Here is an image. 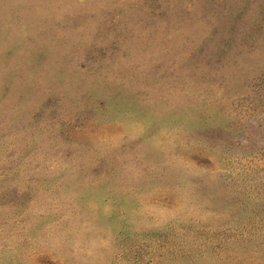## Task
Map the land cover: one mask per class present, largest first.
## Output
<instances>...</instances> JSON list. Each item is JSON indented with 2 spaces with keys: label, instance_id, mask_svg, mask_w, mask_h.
Returning <instances> with one entry per match:
<instances>
[{
  "label": "rangeland",
  "instance_id": "rangeland-1",
  "mask_svg": "<svg viewBox=\"0 0 264 264\" xmlns=\"http://www.w3.org/2000/svg\"><path fill=\"white\" fill-rule=\"evenodd\" d=\"M0 264H264V0H0Z\"/></svg>",
  "mask_w": 264,
  "mask_h": 264
}]
</instances>
